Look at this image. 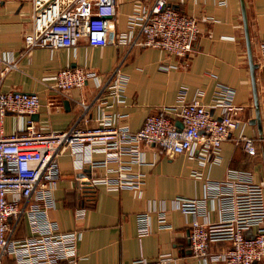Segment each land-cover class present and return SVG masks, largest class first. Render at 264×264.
<instances>
[{
  "label": "crops",
  "instance_id": "obj_1",
  "mask_svg": "<svg viewBox=\"0 0 264 264\" xmlns=\"http://www.w3.org/2000/svg\"><path fill=\"white\" fill-rule=\"evenodd\" d=\"M116 1L115 28L122 32L133 0ZM225 1L224 5H218L217 0H165L171 8L198 20L193 50L180 59L157 48L92 47L84 40L67 48L25 50L23 37L31 28V0H2L0 70L5 68L6 60H12L15 67L5 71L0 90L36 94L39 98V106L30 116L5 114L2 126L5 134L20 130L27 119L42 131L94 126L104 113L111 114L115 124L137 130L148 114L172 105L180 87L186 88L187 100L201 91L197 99L208 104L215 85L220 83L234 90L233 103L242 107L237 114L242 121L240 128L222 142L215 162L208 159L202 163L196 153L168 156L155 146H145L144 163L131 165L132 172L143 174L140 192L97 185L92 190V203L85 206L87 212L81 218L74 215L77 207H83L86 194V188L77 184L80 172L67 152L58 157L55 205L49 216L62 231L81 232L77 252L85 257L86 264H130L138 257L153 262L162 253H170L177 264H223L226 242L210 243L208 253L215 256L206 262L193 256L189 248L191 216L173 209L172 200L204 199L207 221H218L217 199L205 198V187L207 180H223L227 169L249 172L252 180L262 185L264 193V67L259 64V44L264 43V0ZM249 61L255 65L252 72ZM161 63L176 68L161 71L158 69ZM73 67L95 70L102 85L114 72L126 76L124 102L114 101L93 80L63 93L51 89L53 82L49 77L60 69ZM101 100L106 102L101 104ZM211 110L218 113L216 108ZM240 130L254 140V154H248L241 143L235 142ZM93 158L101 160L103 154L94 153ZM192 170L198 171L200 178L192 177ZM103 173L102 168L95 170L96 175ZM153 205L168 210L170 228H159L152 213L150 234L137 237L135 216L152 211ZM9 235L20 240L31 234L26 221L20 219ZM3 264L13 261L7 257Z\"/></svg>",
  "mask_w": 264,
  "mask_h": 264
},
{
  "label": "built area",
  "instance_id": "obj_2",
  "mask_svg": "<svg viewBox=\"0 0 264 264\" xmlns=\"http://www.w3.org/2000/svg\"><path fill=\"white\" fill-rule=\"evenodd\" d=\"M225 2L217 0L218 5ZM116 5V0H31V28L23 37V48H67L84 40L92 47L157 48L180 59L192 52L199 32L195 17L176 11L165 0H133L125 30L118 32L114 20ZM259 53V64L264 67V43L259 44ZM14 67L12 60L5 61L0 83L5 71ZM172 68L176 65L158 66L161 71ZM49 79L53 82L51 89L58 93L93 80L114 101L124 102L127 77L118 72L103 85L95 70L83 67L60 69ZM201 95L197 91L187 100L186 88L180 87L175 102L148 114L137 130L115 124L111 114L104 113L94 126L42 131L27 119L20 130L5 134L2 129L5 114L30 116L37 110L39 98L36 94L0 90V264L7 257L13 264H86L85 257L77 252L81 232L62 231L49 216L55 205L58 157L65 152L80 172L76 177L78 187L92 189L101 184L110 190L140 192L143 174L132 172L131 165L144 163L145 146H155L168 156L196 153L202 163L208 159L215 162L222 142L240 128L242 121L237 114L242 107L233 103L234 90L220 83L215 85L208 104L197 99ZM100 102L104 104L106 100ZM80 104L86 108V104ZM211 108L218 113L214 114ZM235 142L241 143L248 154L255 153L254 140L241 130ZM97 152L103 154L101 160L93 158ZM97 168L104 173L96 175ZM191 176L200 178V173L192 170ZM205 193V198L217 199L216 222L207 221L204 199L172 200L173 209L191 216L189 248L193 256L206 262L215 256L209 255L208 245L226 242L223 264H264L262 185L255 183L247 171L227 169L223 180H207ZM86 212L85 207H77L74 215L81 218ZM152 213L159 228H170L168 210L153 205L152 211L136 214L137 237L150 234ZM20 219L26 221L31 235L13 240L9 234ZM130 264L177 263L170 253H162L153 262L138 257Z\"/></svg>",
  "mask_w": 264,
  "mask_h": 264
},
{
  "label": "trees",
  "instance_id": "obj_3",
  "mask_svg": "<svg viewBox=\"0 0 264 264\" xmlns=\"http://www.w3.org/2000/svg\"><path fill=\"white\" fill-rule=\"evenodd\" d=\"M93 189L92 188H86L85 189V199L83 200V203H82V206L83 207H89L90 205H91V203H92V198H93V191H92ZM85 207V208H86Z\"/></svg>",
  "mask_w": 264,
  "mask_h": 264
},
{
  "label": "water",
  "instance_id": "obj_4",
  "mask_svg": "<svg viewBox=\"0 0 264 264\" xmlns=\"http://www.w3.org/2000/svg\"><path fill=\"white\" fill-rule=\"evenodd\" d=\"M249 67H250V71L252 72V70L255 68L254 64H251V62L249 61ZM255 98V97H254ZM177 127H181L180 123H176Z\"/></svg>",
  "mask_w": 264,
  "mask_h": 264
}]
</instances>
